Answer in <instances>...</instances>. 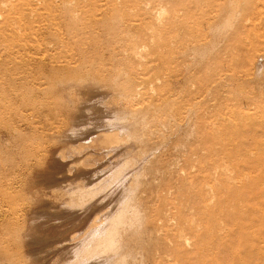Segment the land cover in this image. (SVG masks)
Returning <instances> with one entry per match:
<instances>
[{"label": "rangeland", "instance_id": "1", "mask_svg": "<svg viewBox=\"0 0 264 264\" xmlns=\"http://www.w3.org/2000/svg\"><path fill=\"white\" fill-rule=\"evenodd\" d=\"M263 1L0 0V264H241Z\"/></svg>", "mask_w": 264, "mask_h": 264}, {"label": "bare ground", "instance_id": "2", "mask_svg": "<svg viewBox=\"0 0 264 264\" xmlns=\"http://www.w3.org/2000/svg\"><path fill=\"white\" fill-rule=\"evenodd\" d=\"M241 156V264H264V140H241Z\"/></svg>", "mask_w": 264, "mask_h": 264}]
</instances>
